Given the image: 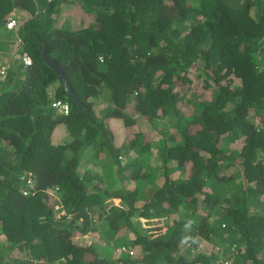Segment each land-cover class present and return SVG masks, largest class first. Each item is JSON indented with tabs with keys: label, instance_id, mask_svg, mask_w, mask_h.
Instances as JSON below:
<instances>
[{
	"label": "trees",
	"instance_id": "obj_1",
	"mask_svg": "<svg viewBox=\"0 0 264 264\" xmlns=\"http://www.w3.org/2000/svg\"><path fill=\"white\" fill-rule=\"evenodd\" d=\"M63 2L95 20L58 28ZM113 118L173 126L158 167ZM0 264H264V0H0Z\"/></svg>",
	"mask_w": 264,
	"mask_h": 264
},
{
	"label": "rangeland",
	"instance_id": "obj_2",
	"mask_svg": "<svg viewBox=\"0 0 264 264\" xmlns=\"http://www.w3.org/2000/svg\"><path fill=\"white\" fill-rule=\"evenodd\" d=\"M55 19V24L57 25L58 28L63 29V30H74V29H80L81 27H86L92 24V21L95 20V14L93 12H88L83 6L79 5V4H75V3H61L59 5V12H57L56 18ZM14 38V37H13ZM6 39V38H5ZM7 40V39H6ZM17 43V41H14V43ZM13 43V45H15ZM12 55V50L10 52ZM232 82H239L238 79H236L235 77L231 76L230 77ZM178 83V82H177ZM187 84V83H186ZM194 87V90H196L197 94L202 96V98H204L205 96H208L210 94V89L208 88L207 84L204 82H200L198 80H196L194 82V84H192ZM177 91H181L182 86L180 85V83H178L177 85ZM107 103V101L105 100V98L101 97V99L97 100V103L95 104V107H103L105 106V104ZM193 107L192 106H188V107H183L181 110H179L180 112H182L183 114L186 115H190L193 112ZM134 118L136 119L137 116H134ZM107 122L109 123V121L107 120ZM112 127H109V129L111 130V132L113 133L112 135H114L115 138V144L116 146L120 149L123 150L121 157H123V161L127 158L124 157V155L128 154L127 156H131L134 157L136 154L134 153L135 151L132 150L131 148L127 147V143H129L130 141H132L135 137L140 136L142 141L147 142L148 144L152 145L153 150H151L150 153V157L147 161H150V164L153 167H158L160 162L155 161V157H153L154 152H156L155 146L158 143H161V136L159 137V130L161 131V134H176L173 126L169 123H167V120L164 119H158L154 121V126H150V125H146L144 123L143 119H139L136 126L130 128L131 130L129 131V128L123 126V121L121 119H111L110 120ZM63 130H65L64 127H61ZM163 136V135H162ZM90 156V151H87L85 153V157L86 160H88V157ZM146 156V155H145ZM130 157V158H131ZM152 157V159H151ZM100 167H97V171L99 172ZM109 169H102V174L104 176V181L103 184L107 185L109 187H111V185H113L114 180L112 178H110L109 176H107V174L109 173L108 171ZM156 170V168H155ZM158 183V181H157ZM111 184V185H110ZM58 211V210H56ZM156 225H161L160 223L155 224ZM124 233V232H123ZM94 237L92 238L94 242H98L100 244H104L101 241V235L99 233H95L93 234ZM92 235V236H93ZM91 236V235H90ZM90 236H84L82 237L79 241L84 245L89 244ZM91 242V241H90ZM202 244L200 245L198 252L197 250H194L193 252H197V253H207L208 250L204 249V247L208 246V243H206L205 241H201ZM99 244V245H100ZM195 245V244H193ZM193 245H186V247L184 246V248H188V246H193ZM194 249V246H193ZM14 256L16 257H22L21 253H16L14 254Z\"/></svg>",
	"mask_w": 264,
	"mask_h": 264
},
{
	"label": "water",
	"instance_id": "obj_3",
	"mask_svg": "<svg viewBox=\"0 0 264 264\" xmlns=\"http://www.w3.org/2000/svg\"><path fill=\"white\" fill-rule=\"evenodd\" d=\"M42 56H43L44 62L51 69H53L56 72V74L58 75L59 82L63 84L64 90H65L67 96L71 100L75 101L78 109L81 110L83 108V105L80 102V100L78 99V97L76 96V94L74 93V91L69 87L68 83L65 81V77L63 76V70H62V68L59 67L58 65H56L54 63V61L50 58V56L48 54H46V52L44 50H42Z\"/></svg>",
	"mask_w": 264,
	"mask_h": 264
},
{
	"label": "built area",
	"instance_id": "obj_4",
	"mask_svg": "<svg viewBox=\"0 0 264 264\" xmlns=\"http://www.w3.org/2000/svg\"><path fill=\"white\" fill-rule=\"evenodd\" d=\"M15 21L11 20L7 23L6 27L7 29L11 30L15 27ZM22 61L26 66L31 65V60L27 55L22 56ZM52 107L56 110H58L60 113L67 115L69 112V106L66 103H62L60 101H56L52 104ZM28 185L30 188H33V182L31 180H28ZM23 195H28V191H23ZM123 252H128L130 255H133V251L130 248H122Z\"/></svg>",
	"mask_w": 264,
	"mask_h": 264
},
{
	"label": "clouds",
	"instance_id": "obj_5",
	"mask_svg": "<svg viewBox=\"0 0 264 264\" xmlns=\"http://www.w3.org/2000/svg\"><path fill=\"white\" fill-rule=\"evenodd\" d=\"M11 21V20H10ZM14 21V20H13ZM15 23H16V21H15ZM16 27H17V24H15V27L13 28V29H11V30H15L16 29ZM7 28V27H6ZM9 30V29H8ZM61 102V101H60ZM62 103H66L67 105H68V103L67 102H62ZM53 104V103H52ZM52 104H51V106H52ZM69 106V105H68ZM53 108V107H52ZM54 109V108H53ZM54 110H56V109H54ZM59 114H61V115H63V116H67L68 114H69V112H68V114L67 115H64V114H62V113H60L58 110H56ZM69 111H70V107H69ZM107 124V123H106ZM137 124V123H136ZM123 125V124H122ZM108 128H109V126H108ZM110 130V129H109ZM110 132H111V130H110ZM111 134H113L112 132H111ZM113 137H114V135H113ZM114 140H115V138H114ZM117 147V146H116ZM118 148V147H117ZM194 246V245H193Z\"/></svg>",
	"mask_w": 264,
	"mask_h": 264
},
{
	"label": "crops",
	"instance_id": "obj_6",
	"mask_svg": "<svg viewBox=\"0 0 264 264\" xmlns=\"http://www.w3.org/2000/svg\"><path fill=\"white\" fill-rule=\"evenodd\" d=\"M107 120L109 121V123L107 122ZM107 120H106L107 125H108L109 127H112V124H111V122H110L111 119H107ZM65 136H66L65 132L61 133V138H60L59 141L64 140Z\"/></svg>",
	"mask_w": 264,
	"mask_h": 264
}]
</instances>
